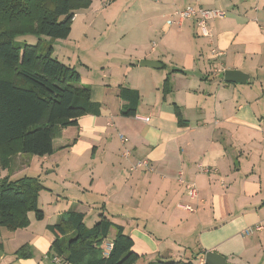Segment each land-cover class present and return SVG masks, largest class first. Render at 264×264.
<instances>
[{
	"label": "crops",
	"instance_id": "0c3cea01",
	"mask_svg": "<svg viewBox=\"0 0 264 264\" xmlns=\"http://www.w3.org/2000/svg\"><path fill=\"white\" fill-rule=\"evenodd\" d=\"M93 5L75 13L73 20L82 16L85 26L74 44L77 50L82 44L85 50L93 48L96 38L90 39L89 32L113 11L111 2L100 9ZM189 5L225 12L209 21L212 38L202 35L194 20L169 25L173 12ZM145 7L156 11L157 23L132 26L134 43L121 52L162 66L132 63L125 72H102L100 79L84 83L100 113L85 114L78 124L62 128L53 153L35 158L56 172L63 155L72 157L71 191L44 186L38 197L43 219L29 211L28 226L0 227V264H58L50 252L55 239L51 226L68 203L74 205L69 210L85 214L87 225L103 216L123 225L140 255L138 264H201L207 251L233 264H264V0H156ZM159 22L161 36L152 44L148 40L158 33ZM213 47L222 54L214 55ZM218 68L222 70L216 72ZM226 69L243 70L250 81L227 82ZM124 88L139 93L135 116L123 114L129 102L120 96ZM137 115L149 116L148 122ZM125 148L132 152L129 158L123 157ZM34 156L17 154L10 167H0V179L27 176L22 174ZM139 159H149L153 170H132ZM200 164L210 171L202 172ZM185 182L197 185V198L187 195ZM44 191L54 205L49 214L41 203ZM180 204H190L194 211ZM256 224L263 228L242 234ZM114 235L113 230L103 243L106 253ZM23 247L26 255L18 256Z\"/></svg>",
	"mask_w": 264,
	"mask_h": 264
},
{
	"label": "trees",
	"instance_id": "16d2710c",
	"mask_svg": "<svg viewBox=\"0 0 264 264\" xmlns=\"http://www.w3.org/2000/svg\"><path fill=\"white\" fill-rule=\"evenodd\" d=\"M92 0H0V167L8 168L19 154L44 157L53 153V141L62 128L78 124L79 117L100 113L90 100L91 89L81 83L75 68L54 56L53 45L29 44L15 34L40 33L51 39H66L76 11L89 8ZM169 81L165 80V89ZM121 98L129 101L123 112L135 116L139 93L124 88ZM181 123L183 120L179 116ZM36 177L0 179V227L28 226L29 211L44 217L39 208ZM55 235L50 252L71 264H138L140 255L121 224L102 217L92 226L85 214L63 212L51 226ZM115 231L111 249L103 243ZM25 248V249H24ZM27 247L17 251L21 256ZM26 255V253L24 254ZM154 264H196L193 260H160Z\"/></svg>",
	"mask_w": 264,
	"mask_h": 264
},
{
	"label": "rangeland",
	"instance_id": "374dc122",
	"mask_svg": "<svg viewBox=\"0 0 264 264\" xmlns=\"http://www.w3.org/2000/svg\"><path fill=\"white\" fill-rule=\"evenodd\" d=\"M94 2L93 7L96 9H100V5L104 3V5L108 2H111V12L104 13L99 20L97 21L95 28L89 32L90 39L92 36H95L96 40L95 45L93 44V48H89L87 50L84 49V44H82L81 48L74 46L75 42H78L79 36L85 31L84 19L80 16L78 19L73 20L72 29L70 36L67 39H51L48 36H45L40 33H27V34H15L14 39L19 42H26L29 44H38L42 43V46L45 45H53L54 48V56L57 57L61 61H65L66 63H70V65L77 70L80 74L82 72V81L81 83H89V80L94 81V79H100L102 72H125L126 67L133 64H139L140 60H138L135 56L130 59V56H125L122 54L123 48H128V45L133 44L132 32L130 28L134 25H140L141 22L145 24L157 23L156 21V11L152 9H147L145 7L146 3L154 4L156 0H92ZM92 2V3H93ZM157 6V5H156ZM87 8H82L77 13L81 14L82 10H86ZM93 19V15L88 19V23H90ZM161 25L162 23H158V33L150 35L148 40L152 44L154 42H159V36H161ZM102 32L100 31V27H102ZM149 37V36H148ZM96 47V48H95ZM132 47V46H130ZM133 49V48H131ZM109 51V55H107ZM68 60V62H67ZM85 62L83 64L82 62ZM75 66V67H74ZM87 72H90L88 74ZM81 75V74H80ZM255 76H253V80H255ZM263 83L264 90V79L261 80ZM263 93V92H262ZM66 154V153H63ZM32 157V155H29ZM40 157V156H38ZM37 157V158H38ZM31 162L29 168L24 170V174L30 177H36L39 179V182L43 186H51L54 191H59L61 188L67 187L71 191L70 185L71 175L68 172V168H70V164L68 159H73L69 155H63L60 159L61 166L59 167V171L49 172L52 168L42 167L41 163H39V159H35L36 156ZM55 169L58 167L56 165ZM66 180V183H64ZM42 188L40 192L44 190ZM47 189V188H46ZM49 192L46 191L42 194L41 203L47 209H45L48 214L53 212V206L49 204ZM74 203V202H72ZM41 205V206H42ZM63 209H72L74 205L71 203L65 204ZM89 226H92L94 223L87 221Z\"/></svg>",
	"mask_w": 264,
	"mask_h": 264
},
{
	"label": "built area",
	"instance_id": "2783aa9c",
	"mask_svg": "<svg viewBox=\"0 0 264 264\" xmlns=\"http://www.w3.org/2000/svg\"><path fill=\"white\" fill-rule=\"evenodd\" d=\"M223 15H225V12L223 10L205 8L203 6H197V5H189L184 9L175 10L172 16L167 21L169 25H179L184 20H194L201 34L204 35L205 37L212 38L213 33H212L211 28L209 27V21L215 17L223 16ZM212 53L216 56H220L222 54V52L219 51L216 47L212 48ZM221 70L222 69L218 68L216 72H219ZM137 117L145 122H148L149 120V116L137 115ZM121 139L124 143L127 142V138H124L123 136H121ZM131 155H132V152L129 148H125L123 150L124 158H129ZM140 168H145L150 171L153 170V167L151 166L149 159H139L136 162H134L131 167L132 170L140 169ZM199 169L202 172L210 171V167L205 166L203 164L199 165ZM179 180L181 182H184L181 176ZM185 188H186L187 195L190 198H197L199 196L198 187L194 182H185ZM180 206H182L183 208L189 211H194L193 206L190 204H180ZM262 228L263 226L261 224L249 226L245 228L244 231H242V234H250L254 232V230H261ZM54 260L58 264L61 263V259L58 256H55ZM199 262L201 264H205V256L200 258Z\"/></svg>",
	"mask_w": 264,
	"mask_h": 264
},
{
	"label": "water",
	"instance_id": "95a60500",
	"mask_svg": "<svg viewBox=\"0 0 264 264\" xmlns=\"http://www.w3.org/2000/svg\"><path fill=\"white\" fill-rule=\"evenodd\" d=\"M141 65L160 68L162 65L156 60L145 59L142 60ZM224 79L227 82L234 83H248L250 81V74L239 69H226L224 71ZM205 264H233L229 262L224 255L207 251L205 254Z\"/></svg>",
	"mask_w": 264,
	"mask_h": 264
}]
</instances>
